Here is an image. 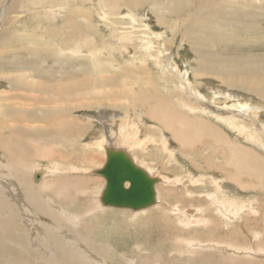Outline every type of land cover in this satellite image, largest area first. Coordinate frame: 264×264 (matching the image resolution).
Masks as SVG:
<instances>
[{
	"label": "bare ground",
	"instance_id": "obj_1",
	"mask_svg": "<svg viewBox=\"0 0 264 264\" xmlns=\"http://www.w3.org/2000/svg\"><path fill=\"white\" fill-rule=\"evenodd\" d=\"M262 100L264 0H0V264H264ZM107 149L158 180L129 221L90 177Z\"/></svg>",
	"mask_w": 264,
	"mask_h": 264
},
{
	"label": "water",
	"instance_id": "obj_2",
	"mask_svg": "<svg viewBox=\"0 0 264 264\" xmlns=\"http://www.w3.org/2000/svg\"><path fill=\"white\" fill-rule=\"evenodd\" d=\"M96 173L106 180L102 204L135 211L154 204L153 185L158 180L137 167L123 150L107 149L106 163ZM38 177L36 175L35 179ZM125 183H128L127 188Z\"/></svg>",
	"mask_w": 264,
	"mask_h": 264
},
{
	"label": "rangeland",
	"instance_id": "obj_3",
	"mask_svg": "<svg viewBox=\"0 0 264 264\" xmlns=\"http://www.w3.org/2000/svg\"><path fill=\"white\" fill-rule=\"evenodd\" d=\"M23 6H24V8L25 9H23V10H20V11H17V13L19 14V15H21V16H24L26 13H28V12H30V11H32V6L30 7V5H27V4H23ZM91 6V4H86V7H90ZM124 9V8H123ZM122 11H124V10H122ZM125 13H128V11L126 12V11H124V14ZM124 17V16H123ZM125 17H126V15H125ZM124 17V20L123 21H125V20H128V18H125ZM109 19H111L110 17H107V19L106 20H104V21H106V22H108L109 23ZM100 18L99 17H97L96 18V21L99 23L98 24V29H101L100 30V32L103 34V35H105V36H107L108 35V33H109V31H108V29H106V26L105 25H102V24H106L104 21L102 22V20H100ZM148 23L152 26V29H153V31H155V32H162V31H164V30H162V29H160V28H158L157 26H156V22L154 21V19L151 17V15H149L148 16ZM155 25H154V24ZM128 24H130V25H128ZM132 24H131V22H127V24L126 25H124V22L122 23V25H119L121 28H124V27H130ZM101 26V27H100ZM103 26H105V28L103 27ZM137 26V24H134V27L135 28H137L136 27ZM156 26V27H155ZM133 27V28H134ZM103 30V31H102ZM105 30V31H104ZM125 29H123V31H124ZM107 31H108V33H107ZM163 33V35H162V39H166V46H165V48H171V52H170V55H175L174 57H176V55L178 54V57L175 59L177 62H178V64H180V61H181V55H187V53H190L189 52V49H188V46H186V44L185 43H183L182 41H181V39L179 38V35H177L176 37H170L171 35H169L168 33L166 34L165 33V35H164V32H162ZM104 36V37H105ZM166 36V37H165ZM171 38V39H170ZM168 39H170L169 41H168ZM132 43L130 42V45H131ZM179 44V45H178ZM127 45H128V49L129 50H131L132 48H131V46L129 47V44L127 43ZM142 46V44L141 43H139L138 42V46ZM178 45V46H177ZM140 46V47H141ZM181 46V47H180ZM176 47H178L177 49H176ZM180 47V48H179ZM187 49V50H186ZM183 51V52H182ZM240 51H242V50H240ZM139 53H141L140 51H138ZM130 53H132V54H135V55H138L139 53H135L134 51H130ZM184 53V54H183ZM118 54V53H117ZM251 55H255V53H254V51L253 52H251V51H242V52H240V53H238V54H236V55H233V56H244V57H251ZM257 55H258V53H257ZM263 56V54H259V56ZM118 57H119V54L117 55ZM139 56V55H138ZM125 58L124 59H126V56H124ZM178 59V60H177ZM153 60H150V62H149V64H150V66L153 68V70L155 69L156 70V63L153 61ZM153 77H154V75H152ZM256 98L257 97H254L253 98V100L254 101H258L259 99L257 98V100H256ZM259 101H261V100H259ZM262 101H264V100H262ZM110 104H113V101H111L110 102ZM92 112V111H91ZM259 116L262 118V119H264V112H262L261 114H259ZM141 135H144V133L143 132H141ZM87 139L85 140V143H88V144H92V145H95V143L94 142H92L91 141V139H90V136H89V138L88 137H86ZM80 144V143H79ZM134 151H136V149L134 148ZM134 151L133 150H131L130 152L131 153H133L134 154ZM102 153V152H101ZM100 153V154H101ZM263 153V152H262ZM101 156V155H100ZM100 156H98V157H100ZM142 157V156H141ZM38 159V158H37ZM37 159H35V162H39V163H42L43 164V160H40V161H38ZM141 159H143V161H145V162H148L147 164H143L145 167H150V168H154V170H153V173H152V175H156V173H158L159 175H169V176H175V173H176V169H177V166H175V167H171V166H166V168H165V166H163V165H161V164H153L152 163V160L149 158V157H142ZM140 159V157H139V160H141ZM47 162L49 161V160H46ZM99 161H103L104 162V157L102 158V156H101V158L99 159ZM62 162L63 163H66L67 162V160H62ZM73 164H78V160H76V161H73ZM96 164H99V163H96ZM95 168H99V167H92V169H95ZM160 171V172H159ZM179 175H182L183 176V171H178L177 172ZM90 177H92V178H94V180L96 181V186L98 187L101 183H102V181H103V176H97V174H96V176L93 174L92 176H90ZM164 187V186H163ZM189 188V187H188ZM178 189H180V188H178ZM166 201H168V203H169V206L172 204V203H174V204H179L180 206H183V207H185V206H195V202H190L188 199H184V198H182V200H179V199H174V198H169V199H167ZM255 202V201H254ZM252 203L253 205H255V204H257V202H255V203ZM255 207V206H254ZM112 209H115V210H113V211H118L119 213H117V215H119L117 218L119 219V221H129L130 220V218L131 217H133L132 215V213H131V211L132 210H130V209H124V208H119V209H117V208H112ZM168 214H169V212H167ZM136 216L137 217H145V213H142V214H140V215H138V214H136ZM173 218H176V216H173ZM173 222H175V220L173 219L172 220ZM109 222V221H108ZM263 224H264V221H263ZM175 226H176V228H178L180 231L183 229V227L182 228H180V224L179 223H177V224H175ZM182 226V225H181ZM155 227H161V228H163L164 227V224H163V222H161L160 221V223H159V225H154V224H151V226H150V229H152V228H155ZM187 227V226H186ZM185 235V234H184ZM192 235L191 234H186L185 235V237L186 238H189V237H191ZM150 238H151V241H153V242H155L156 241V239H155V235L154 234H151L150 235ZM166 240H169V242H167V243H171L172 241H173V238L170 236V235H168V237L166 238ZM150 260H153V258L152 257H150Z\"/></svg>",
	"mask_w": 264,
	"mask_h": 264
}]
</instances>
